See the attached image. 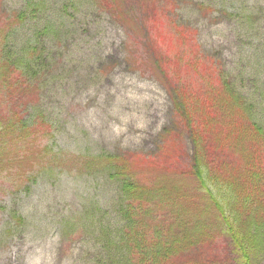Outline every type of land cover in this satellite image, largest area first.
<instances>
[{
	"label": "rangeland",
	"instance_id": "obj_1",
	"mask_svg": "<svg viewBox=\"0 0 264 264\" xmlns=\"http://www.w3.org/2000/svg\"><path fill=\"white\" fill-rule=\"evenodd\" d=\"M144 1L152 12L150 0ZM177 1L171 14L175 26L189 29L186 45L203 55L196 70L191 67L187 75L182 58L181 62L177 58L176 68L167 69L165 74L182 91L178 102L176 93L158 77L124 65V53L132 46L126 40L130 21L124 22L119 16L123 13L112 9L113 0L111 4L104 0H0V30L5 31H0V69L15 64L22 70H0L1 75L7 74L3 87L11 92L19 82L24 86L28 74L40 78V88L26 90L21 98L15 91V97L5 100L1 87L0 110L16 108L23 118L33 115L38 120L28 130L42 132L37 145L48 159L45 143L65 150L63 156L67 151L69 160L81 161L90 153L130 152L132 157L121 158L120 163L133 172L142 198L167 192L178 199V206L184 205L181 209L176 205L177 217L171 215L166 223L151 221L145 234L154 247L137 246L131 227H123L126 221L119 205L124 184L109 173L111 168L57 169L52 175L41 164L45 159H35L40 163L24 173L0 165V264H191L193 250L204 245L192 239L191 225L202 227L210 244L221 240L218 216L196 176L186 170L195 151L190 133L196 125L191 119L216 117L212 133L204 140L208 146H201L198 156L211 157L207 165L213 163V172L225 183L242 184L238 176L249 163L241 156L246 144L239 143L238 132L232 135L226 129L237 124L246 130L239 136L247 142L255 125L262 128L264 138V0ZM117 2L126 3L127 13L137 9L146 13L140 3ZM17 11L25 13L23 19L12 15ZM6 16L13 20L5 21ZM158 24L155 37L161 50L169 57H190L186 50L181 53L183 48L171 46V34L178 31L165 20L163 26ZM131 25L138 26L135 21ZM136 43L134 50L145 51L142 39ZM34 53L40 57L44 53L43 63L33 64L30 73L23 68ZM210 79L230 89L209 95L203 84ZM236 103L243 104L245 111L240 104L237 110ZM53 129L55 135L49 141L47 135ZM164 133L168 152L177 154L171 153L172 163L163 166L140 160L139 154L158 153ZM176 176H181L177 182L182 178L180 185L173 182ZM65 216L69 218L64 222ZM159 231L163 235L158 237ZM260 260L264 264V253Z\"/></svg>",
	"mask_w": 264,
	"mask_h": 264
},
{
	"label": "trees",
	"instance_id": "obj_2",
	"mask_svg": "<svg viewBox=\"0 0 264 264\" xmlns=\"http://www.w3.org/2000/svg\"><path fill=\"white\" fill-rule=\"evenodd\" d=\"M111 1L112 0H104L105 3L109 4H111ZM117 1L121 0H113L114 4L112 9L123 13V15L119 13V16L123 18L124 22L130 21L126 24V29H128L126 40L131 42L132 46L128 47L127 51L124 53V65L126 67H132L136 70H143L155 77H158L160 79V83L163 86L165 85V88L172 89L176 93V95H174V100L178 102L177 98L182 91L179 90L177 85L172 82L171 78L165 74H168L167 69L170 67H172V69L176 68L177 62H181L183 59L184 65H187L186 71L184 72L187 75V73H190V68L193 67L195 71L198 62L203 59V55H199L197 49L198 45H195L197 51L193 49L194 46L191 45L188 47V45H186L189 42V29H183L182 27L175 26V21L171 14H173V8L178 4V1L164 0L165 2L163 3L161 2L162 0H150L153 9L152 12H148L146 10L148 6L147 1L131 0L133 4L140 3L141 8H145L146 13L140 12L141 9H137V11L132 13H127V9H125L126 3L124 4L123 2ZM28 5L32 6L31 2H27V6ZM107 5L108 4H106V6ZM32 11L35 12V10ZM24 14L25 13H23V11L12 12V15L18 20L23 19ZM11 20L13 19L6 16L5 21ZM162 20L170 23L172 28L178 31L176 34H171L174 38V42L171 46L173 47L175 44L177 48H183L181 53H190V57H188L187 54L185 56L180 55L173 57L172 55L169 57L163 52V50H161L158 42L156 41L155 30L158 27L159 22H161V26H163ZM131 21H135L137 23V28H134L131 25ZM8 25H5V27ZM0 29L3 28L0 26ZM0 31L5 32L2 30ZM137 38L142 39V43L147 45L145 51L142 50L138 52L134 50V46L137 44ZM183 50H186V53H183ZM191 50H194L192 52L194 54L191 53ZM200 54H202V52ZM43 55L44 53L41 57ZM192 55H194V58ZM41 57L34 53L33 60H29V62L25 64L23 70L31 73L30 67L33 64L43 63L42 59H40ZM18 61L22 62L23 59ZM208 64H213V62L211 63L210 60ZM42 66L44 67L45 65ZM210 66L212 67L211 69L214 70V66ZM5 67H7L8 72L12 69L21 70L15 64L6 65L0 70L2 71ZM6 76V73H2V75L0 74V88L2 87L6 91L4 94L5 100L8 99V96L15 97L13 96L15 91L19 92L18 96L21 98L26 95V90L30 88L33 90L34 88H40L37 86L40 78H37V74L35 73V77L33 79L31 78V74L26 75L27 77L24 78L25 82L23 81L25 83L24 86L21 82H19L10 92L8 88L5 89L3 87ZM40 76L44 78V74H41ZM28 80H34L35 82L29 83ZM214 80H216L215 77ZM214 80H206V83L203 84V87L209 95H211L212 92L215 93L217 90H220V88L225 89V91L226 89H230L224 88L222 84L217 83V81ZM201 83L203 82L201 81ZM177 84L180 85V80H178ZM184 86L186 85L181 84L180 87ZM229 92L232 91L229 90ZM171 93L173 94L172 91ZM239 104L240 108L245 111V108L241 103H236V109L239 108ZM6 107H8L7 104ZM209 107H211V104ZM20 115V110L16 108L12 109L8 107L0 110V165L9 166L10 169L15 171H21L23 169L24 173V171L27 172L28 168L32 164L38 165L40 163V161L36 162L35 159H45L41 161V164L43 165L44 170H50L48 173L52 175L55 174L57 169L73 171L76 168L78 170L77 172H80L81 170H83L82 172H86V170H91L94 167L111 168L109 173L124 184V197H122V203L119 205L122 218L126 221V224L123 227H131L129 230H131V233H133L134 236L136 235L134 238H136L137 246L138 243L144 245L142 247L147 245H149V247L155 246L151 243L150 240L152 238L148 236V233L145 234L147 227L151 225V221L153 220L159 219L166 223V221H169L171 215L177 217L178 212L174 209L176 208V205L177 207L180 205L178 206V199L170 197L167 192L166 194L161 192L164 196L155 192L154 194H147L149 196L142 198L139 194L140 192H137V184L134 182V179L132 180L133 172L127 169L122 162L120 163L121 158L127 159L132 157L130 152H118L115 155L110 153L107 155L105 152L97 154L90 153L85 155L82 162V160L67 159V151L63 156L62 151L65 150H54L52 143H50V145L45 143L44 149L47 150L46 152L50 153V159H48L47 155L41 148H39V145H37V141L39 136H42V132L38 129H33L31 131L28 130L29 128L36 126L38 120L32 119V117H34L33 115H28L25 118ZM199 117L195 116L194 119H191L192 123H195L196 125L194 129L190 128L192 130L190 134L195 146V151L192 155L191 166H189L186 170L188 173L196 176L197 181L200 183V187L208 198V202L212 205V210L215 212V215L218 216L216 222L218 223V227L220 229L219 234L221 235V240L216 242L214 245L213 243L210 244L209 240L205 239L206 237L203 235L202 227L199 228L194 224L191 225L192 239H196L197 243H204L203 247L199 250H193L194 255H192L193 260L191 264H262L260 260L262 253H264V138L262 136V128L259 127L258 129L255 125H253L252 129L254 133H251L252 137L248 138L246 140L247 142H245L244 139L239 136L243 129H241L237 124H235V127L233 125H229V127H227L226 132L231 130L232 135H234L235 132L236 134L238 132L239 143L244 142L243 144H246L242 147L244 152L241 156L247 159L249 163L238 176V178L240 177V183L242 184L239 185V182H234L233 184L227 182L225 183V181L222 180V178L215 171L213 172L212 169L214 168L211 167L213 163L211 165H207L206 161L212 162V158L208 157L205 160L204 158L198 156L200 154V147L204 146L207 148L208 146L204 140L205 137L212 133L211 125L212 121H215L216 117L214 116L211 118L209 116V120H207V116H202L200 117L201 120L199 119V124L197 125L196 123ZM183 119L187 120V126L188 124L190 126V123L188 122L189 118L187 119V117H184ZM174 120L175 123L179 121L177 117H175ZM54 130L55 129L47 135L49 141L50 138H53L55 135ZM209 131L211 133H209ZM243 132H246V130H243ZM217 133L218 135H224L225 131L224 133ZM158 147V153L155 154V156L142 157L139 154V159L145 160L149 164H156L157 162L164 163L163 166L172 163L173 158L171 153L173 152H170L171 150L168 152L169 144L165 133L162 135L161 142ZM173 155H175V153H173ZM22 163H25L23 164L24 166H22ZM50 164L52 165V168L48 169ZM159 167L162 166L160 165ZM178 177L179 176H176V181L173 182L179 183L180 185L183 181L181 178L180 181L177 182ZM237 184L238 188L236 189ZM172 201H174L173 204H171ZM179 201H181V199H179ZM183 206L184 205H181L179 209L183 208ZM159 208L165 209L160 211ZM163 215L167 218H164ZM68 218L69 216H65L64 222ZM216 222L215 225H217ZM161 235H163V233L159 231L157 236L159 237ZM167 252L170 254L171 250ZM186 264L188 263L186 262Z\"/></svg>",
	"mask_w": 264,
	"mask_h": 264
}]
</instances>
